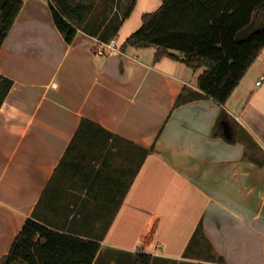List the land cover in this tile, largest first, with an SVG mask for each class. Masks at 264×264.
Returning a JSON list of instances; mask_svg holds the SVG:
<instances>
[{
    "label": "crops",
    "instance_id": "obj_1",
    "mask_svg": "<svg viewBox=\"0 0 264 264\" xmlns=\"http://www.w3.org/2000/svg\"><path fill=\"white\" fill-rule=\"evenodd\" d=\"M95 37L24 0L2 44L0 264L33 215L99 238L93 264H264V48L223 105L202 69L153 46L99 56Z\"/></svg>",
    "mask_w": 264,
    "mask_h": 264
},
{
    "label": "trees",
    "instance_id": "obj_2",
    "mask_svg": "<svg viewBox=\"0 0 264 264\" xmlns=\"http://www.w3.org/2000/svg\"><path fill=\"white\" fill-rule=\"evenodd\" d=\"M48 1L55 23L67 41L72 42L80 30L92 35L100 31V24L93 25L91 20L99 0ZM23 2H0V49ZM133 2L122 21L129 16ZM252 22L258 28L239 38L241 30ZM103 37L106 40L108 36ZM150 46L156 48L155 60L170 57L193 70L202 69L199 88L224 105L264 48V0H163L156 11L143 14L142 26L121 48ZM11 83L0 75V84L5 89ZM1 105L0 100V108ZM227 117L228 112L222 109L214 127L215 135H224ZM142 151L139 168L148 153L146 149ZM100 248L99 238L57 230L33 215L14 239L6 264H93ZM152 261V254L139 251L133 264ZM199 264L227 263L221 256L212 255L209 261Z\"/></svg>",
    "mask_w": 264,
    "mask_h": 264
},
{
    "label": "rangeland",
    "instance_id": "obj_3",
    "mask_svg": "<svg viewBox=\"0 0 264 264\" xmlns=\"http://www.w3.org/2000/svg\"><path fill=\"white\" fill-rule=\"evenodd\" d=\"M0 2H2V0H0ZM132 3H134L133 0H99L91 14L93 25L100 24V31L95 35L100 39H104L103 35L108 36L106 41L116 38L117 45H122L134 31L142 26L143 14L156 11L162 5L163 0H135V4L129 16L122 21ZM256 27V24L252 22L241 30L239 38L246 37L256 30ZM262 80L263 79H261V81ZM259 85L256 84V79L252 77L250 86L262 88L264 87V82L262 81ZM17 264L24 263L19 262Z\"/></svg>",
    "mask_w": 264,
    "mask_h": 264
},
{
    "label": "built area",
    "instance_id": "obj_4",
    "mask_svg": "<svg viewBox=\"0 0 264 264\" xmlns=\"http://www.w3.org/2000/svg\"><path fill=\"white\" fill-rule=\"evenodd\" d=\"M94 44L92 46L93 52L96 55L104 56L110 54L113 50L117 49L118 45L116 39H110L108 41L95 37ZM261 79H264V74Z\"/></svg>",
    "mask_w": 264,
    "mask_h": 264
}]
</instances>
